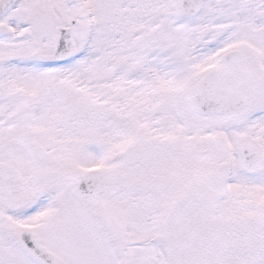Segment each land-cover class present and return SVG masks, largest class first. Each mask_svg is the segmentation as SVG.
I'll return each instance as SVG.
<instances>
[{
	"label": "snow or ice",
	"instance_id": "1",
	"mask_svg": "<svg viewBox=\"0 0 264 264\" xmlns=\"http://www.w3.org/2000/svg\"><path fill=\"white\" fill-rule=\"evenodd\" d=\"M0 264H264V0H0Z\"/></svg>",
	"mask_w": 264,
	"mask_h": 264
}]
</instances>
